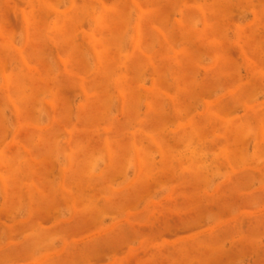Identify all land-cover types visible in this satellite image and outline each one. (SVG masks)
I'll return each mask as SVG.
<instances>
[{"label":"rangeland","instance_id":"374dc122","mask_svg":"<svg viewBox=\"0 0 264 264\" xmlns=\"http://www.w3.org/2000/svg\"><path fill=\"white\" fill-rule=\"evenodd\" d=\"M0 264H264V0H0Z\"/></svg>","mask_w":264,"mask_h":264}]
</instances>
